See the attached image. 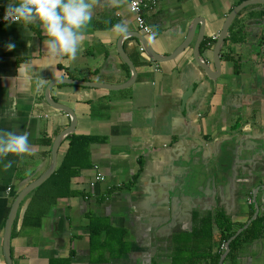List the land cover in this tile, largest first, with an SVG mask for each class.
Returning <instances> with one entry per match:
<instances>
[{
	"label": "crops",
	"instance_id": "obj_1",
	"mask_svg": "<svg viewBox=\"0 0 264 264\" xmlns=\"http://www.w3.org/2000/svg\"><path fill=\"white\" fill-rule=\"evenodd\" d=\"M18 2L0 0V15ZM90 2L92 20L75 59L49 57L39 21L0 25V130L27 132L30 141L28 153L0 156V264H264V230L231 240L228 251L229 240L224 248L220 243L226 221L235 234L259 208L245 230L258 219L264 223V4H251L236 16L216 71L213 50L238 0H160L144 11L155 39L139 31L128 0ZM120 21L128 24L127 34L111 30ZM139 34L162 56L190 43L177 57L158 62L140 50ZM122 37L137 72L131 86L71 82L128 81L131 69L118 47ZM203 45L215 79L197 62L195 49ZM41 80L44 87L37 89ZM60 105L75 115L70 135L97 138L89 146L91 165L71 180L73 194L47 206L41 226H24V218L36 190L52 175L22 200L9 261L5 226L12 205L50 167L55 139L72 123ZM232 135L252 146L234 168L236 183L244 179L246 185L219 190L214 201L197 196L189 203L186 180L199 165L193 161L210 158ZM69 136L59 147L58 165ZM95 165L106 179L91 187ZM41 190L38 197L51 191ZM204 192L212 193L207 187ZM91 219L123 238L90 237Z\"/></svg>",
	"mask_w": 264,
	"mask_h": 264
},
{
	"label": "clouds",
	"instance_id": "obj_2",
	"mask_svg": "<svg viewBox=\"0 0 264 264\" xmlns=\"http://www.w3.org/2000/svg\"><path fill=\"white\" fill-rule=\"evenodd\" d=\"M93 4L90 0H19L9 3L5 19L21 22L23 25L39 21L45 30L43 41L45 51L51 58L68 56L75 59L85 38L83 29L92 20ZM117 35L128 33V24L124 21L115 23L111 29ZM150 31V29H149ZM153 39L155 32H151ZM15 48L14 43L8 44ZM44 87V81L37 82V89ZM29 134L0 130V156L29 152ZM9 160L6 167H11Z\"/></svg>",
	"mask_w": 264,
	"mask_h": 264
},
{
	"label": "water",
	"instance_id": "obj_3",
	"mask_svg": "<svg viewBox=\"0 0 264 264\" xmlns=\"http://www.w3.org/2000/svg\"><path fill=\"white\" fill-rule=\"evenodd\" d=\"M256 3H260V4H264V0H245L243 2H241L240 4H238L228 15V17L226 18V21L223 25L221 34L219 35V38L217 40V43L215 45V48L213 50L214 52V59H215V63H216V71L220 70V53L222 50V47L226 41L227 35H228V31L230 28V25L232 24V22L234 21V19L236 18V16L240 13V11H242V9H244L247 6H250L251 4H256ZM138 38L140 39V41L142 42V44L144 45V49L147 52L148 56L158 62H163L165 60H169V59H173L175 57H177L180 53H182L189 45L190 41L187 40L185 41L180 47H178L174 53H172L169 56H162L158 53H156L154 51V49L151 47V45L148 43L147 39L145 38V36L142 35H138ZM124 37H122L118 43V47H119V52L121 57L123 58V60L129 65L130 69H131V77L130 79H128V81H126L125 83L121 84V85H108V84H103V83H97V82H81V81H74L71 80V82H76L79 84H82L84 86H91V87H105V88H110V89H124L127 88L129 86H131L137 78V72L135 69V66L133 64V62L131 61V59L129 58V56L126 54L123 46H122V42H123ZM196 52V57H197V62L199 63V65L201 67H203V69H205L208 73V76L212 79H215L214 75L211 74H216V71H212L210 67L208 66L207 62L204 60V58L201 56L200 53V49L199 47L195 49ZM211 72V73H210ZM193 88V87H191ZM189 91V90H188ZM190 91L187 92L183 97H182V108H185V105L187 103V98L189 95ZM49 101L52 102V99L49 98ZM60 107V109H63L64 111L68 112L69 115H71L72 117V123L71 126L67 129H65L56 139L55 142L53 144L52 147V162L50 167L47 169V171L40 176L37 180H35L33 183H31L30 185H28L21 193H19V195L16 197L12 208H11V212L9 214L8 220L6 221V226H5V238H6V254H7V258L10 261L11 256H10V250H9V245H10V239H11V233H12V225L14 223V219L16 217V213H17V209L19 207V205L21 204L22 200L34 189H36L37 187H39L40 185H42L57 169L58 166V150L59 147L61 145V143L64 141V139L69 136L75 129L76 126V118L75 115L73 113V111H71V109L66 108L65 106H58ZM235 150V149H234ZM250 152V148H247V146L245 147V153L244 155L248 154ZM232 153L235 154V152L232 150ZM214 174V173H213ZM214 179V178H212ZM183 181V180H182ZM210 186H212V188H217L219 191V187L221 186L220 184H218V182L216 181V177L214 179V181L209 183ZM259 187L256 188V190H258ZM214 190V189H211ZM210 195H213V193H210ZM255 195V194H254ZM256 196V195H255ZM255 196H254V201H255ZM259 214V208H257L255 215L253 216V218L246 224L244 225L242 228H240L232 237L231 239H229V241L227 242L226 246H227V251L230 248V242L231 240L235 239L237 236H239L246 228L249 227V225L252 223V221L254 219L257 218ZM64 219H61L60 221V226L63 223Z\"/></svg>",
	"mask_w": 264,
	"mask_h": 264
},
{
	"label": "trees",
	"instance_id": "obj_4",
	"mask_svg": "<svg viewBox=\"0 0 264 264\" xmlns=\"http://www.w3.org/2000/svg\"><path fill=\"white\" fill-rule=\"evenodd\" d=\"M245 0H238L239 3ZM238 70V68H237ZM97 140L94 136L89 135H75L72 134L69 136V148L58 165L56 171L52 174V176L42 185L39 189L36 190V193H40L41 189H45L46 186H49L51 191H44L38 197V195L33 199L31 202L27 213L24 218V226H41V221L43 216L47 212V206L55 202L60 197H65L73 194L71 189V180L79 175L80 171L84 168L90 167V153H89V146L92 142ZM39 191V192H38ZM45 197V198H44ZM256 225L253 228L252 226L237 236L233 241H237L238 239L241 240L243 235L246 236V232L250 233L249 237H254V231L260 229L261 231L264 230V223L259 222V219L256 220ZM99 221L96 219H91V236L90 237H102V234L105 233L108 237H116L118 240H121L123 237L116 235L117 233L114 232V229L111 225L107 226V230L98 224ZM229 221L226 223L220 224L223 232L220 237V243L223 245L225 241H228L233 236L234 232L232 228H230ZM113 230V231H109ZM259 231V232H261ZM247 233V234H248ZM122 243V242H121ZM126 243V242H125ZM123 244V243H122ZM126 245H128L126 243Z\"/></svg>",
	"mask_w": 264,
	"mask_h": 264
},
{
	"label": "flooded vegetation",
	"instance_id": "obj_5",
	"mask_svg": "<svg viewBox=\"0 0 264 264\" xmlns=\"http://www.w3.org/2000/svg\"><path fill=\"white\" fill-rule=\"evenodd\" d=\"M211 44L212 42L208 43L209 46ZM203 49H204V45L200 49L201 56L203 54L202 52L204 51ZM230 138H231L229 140L230 143H225L224 145H221L220 147H218L219 149L217 153L212 155L210 158L208 159L203 158V160H200V161L198 160L193 161L194 163H199V165L197 164L195 165V167H193L192 172L190 173V175L188 176V179L186 180V182L189 184V186L186 188V190L188 191L187 193L189 194V195H186V197L188 196V200L190 201L189 203H193L194 201H196V199L198 198L197 196H199L200 198H202L203 196L204 197L209 196L207 200L214 201L215 197L218 194V191H216L218 189L212 188V186H210L209 183L214 181L215 177H216V181L218 182V184L221 185L219 187V190L224 191V192L228 190L229 187H233L235 189L238 186L241 187V186L246 185V182L244 179H241L239 183H236L237 182L236 181L237 172L234 171V168H236L239 165V160L240 161L247 160L246 158L244 157L240 158L239 156L240 154L242 156L243 153H245L246 146L247 148H251L252 146L249 145L247 141H242L239 135H232ZM236 145H238L239 148L237 150H234L236 148ZM227 148L233 149L235 154L232 153V155H230V153H227L226 151ZM224 155L226 156V158H223ZM193 165L194 164L192 163V166ZM262 186L264 188V185ZM206 187L210 191H212L213 194L214 193L215 194L208 195L205 192L202 193L203 189H205ZM211 189H214V190H211Z\"/></svg>",
	"mask_w": 264,
	"mask_h": 264
},
{
	"label": "built area",
	"instance_id": "obj_6",
	"mask_svg": "<svg viewBox=\"0 0 264 264\" xmlns=\"http://www.w3.org/2000/svg\"><path fill=\"white\" fill-rule=\"evenodd\" d=\"M159 1L160 0H128L130 10L136 15L135 22L137 28L139 29L140 32L144 33L145 35H150L151 32H153V28L146 21L144 17V11L153 9L158 4ZM5 14L6 11L0 15V25L12 22L5 19ZM140 50L143 52L144 47H141ZM95 171H96L95 179L90 182L91 187H94L98 182L104 181L106 179L105 175L100 170L98 165H95ZM224 247L225 244H223V248Z\"/></svg>",
	"mask_w": 264,
	"mask_h": 264
},
{
	"label": "rangeland",
	"instance_id": "obj_7",
	"mask_svg": "<svg viewBox=\"0 0 264 264\" xmlns=\"http://www.w3.org/2000/svg\"><path fill=\"white\" fill-rule=\"evenodd\" d=\"M257 18H258V17H257ZM238 148H239L238 145H236L235 150H237ZM232 150H233V149H229V148L226 149L227 153H230V155H232ZM223 158H226V156L224 155ZM221 163H222V162H221ZM225 175H226V174H225Z\"/></svg>",
	"mask_w": 264,
	"mask_h": 264
}]
</instances>
